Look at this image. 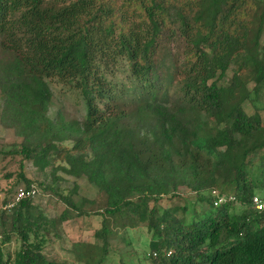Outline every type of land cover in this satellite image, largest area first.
<instances>
[{"label":"trees","instance_id":"1","mask_svg":"<svg viewBox=\"0 0 264 264\" xmlns=\"http://www.w3.org/2000/svg\"><path fill=\"white\" fill-rule=\"evenodd\" d=\"M263 35L264 0H0V125L21 138L6 154L49 169L43 185L17 175L64 204L50 218L33 197L0 211V264H64L45 247L91 214L101 226L72 244L80 263L103 264L111 222L127 219L145 224L150 264H264V205L252 200H264V129L244 109L264 83ZM53 82L83 115H50ZM79 179L92 196L74 199ZM182 187L189 216L162 203ZM218 187L233 199L214 205ZM15 189H1L5 201Z\"/></svg>","mask_w":264,"mask_h":264},{"label":"rangeland","instance_id":"2","mask_svg":"<svg viewBox=\"0 0 264 264\" xmlns=\"http://www.w3.org/2000/svg\"><path fill=\"white\" fill-rule=\"evenodd\" d=\"M264 38V35H263ZM232 76V67L228 69L225 76L222 78L223 83H229ZM251 83L248 87L251 88ZM51 89L53 92L52 106L50 108V115H53L55 111L61 110L65 113L68 118L79 117L85 112L84 104L80 96L70 87L69 84H60L57 82L51 83ZM251 98L256 101L252 102L251 99H247L244 102V109L248 114L256 113L259 115L262 126L264 129V83L260 85L257 91L253 92ZM21 138L17 136L12 129L3 128L0 125V188L13 190L15 187L23 186L26 182L20 178L17 173L22 172L24 177L33 183L42 185L49 182V169L44 172L33 164L31 161L25 160L22 168H19V163L16 159L18 157L13 156L7 152L17 148ZM261 151L255 154L253 158V164L248 167V170L259 177L261 166H259V155ZM58 175L61 173L58 172ZM65 176V175H64ZM66 177V176H65ZM64 179H67L64 178ZM63 186H72L70 182H62ZM79 188L77 195L74 199L80 196L90 197L94 194V189L85 182L84 179L78 180ZM40 193L35 196L34 202L37 204L42 211L45 213L46 217L50 218L58 215L63 207V202L56 199V197H51L43 192L42 186H39ZM220 188H216L219 190ZM229 190H225L224 193H229ZM256 196L260 197V192L256 191ZM180 197L164 200L162 203L164 205H178L187 204L188 208L187 216L193 209V194H190L187 188L182 187L180 192ZM200 204L195 207L196 211L200 210ZM238 207L237 209H239ZM37 211V210H36ZM5 221V227H9V221L5 216H3ZM102 216L99 214H91L86 217H74L64 223H62L61 236L59 238L53 237L52 243H49L44 251L48 258L61 261L64 264H84L77 262L72 253V244L76 241H86L93 243L96 240L94 233L95 230L101 226ZM126 226L123 227L121 224L111 222L110 226L112 229V234L109 240L110 250L104 260L103 264H116L119 261L127 262L128 264H150L147 259L148 253V240L149 233L146 230L144 223H137L135 226H129V222L126 219ZM122 239L129 240L131 243L125 245ZM15 247V241L11 240L9 243L2 245V248L12 250Z\"/></svg>","mask_w":264,"mask_h":264},{"label":"built area","instance_id":"3","mask_svg":"<svg viewBox=\"0 0 264 264\" xmlns=\"http://www.w3.org/2000/svg\"><path fill=\"white\" fill-rule=\"evenodd\" d=\"M219 190L216 189H212L211 193L212 195L216 196V199L214 201V205H219L221 203H223L226 199H233V197L231 195L226 196V195H219ZM38 194V190L35 186H31L30 189H27L25 186H18L15 189V192L13 194V196L8 199V200H4L5 196L3 191L0 188V211L2 210H10L16 203H18L20 200H22L25 197H33L35 198V196ZM253 200V204L256 207V209H261L264 205V200L258 196H254L252 198Z\"/></svg>","mask_w":264,"mask_h":264}]
</instances>
